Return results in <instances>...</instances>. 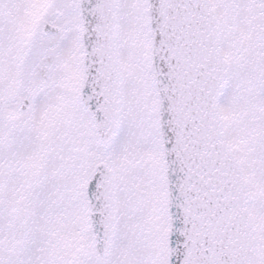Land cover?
Wrapping results in <instances>:
<instances>
[{"label":"snow or ice","instance_id":"6c2138e0","mask_svg":"<svg viewBox=\"0 0 264 264\" xmlns=\"http://www.w3.org/2000/svg\"><path fill=\"white\" fill-rule=\"evenodd\" d=\"M0 264H264V0H0Z\"/></svg>","mask_w":264,"mask_h":264}]
</instances>
